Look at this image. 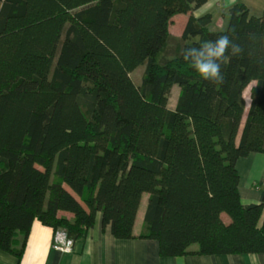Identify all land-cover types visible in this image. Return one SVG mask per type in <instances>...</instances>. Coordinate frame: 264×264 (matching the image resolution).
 Masks as SVG:
<instances>
[{"label":"trees","instance_id":"16d2710c","mask_svg":"<svg viewBox=\"0 0 264 264\" xmlns=\"http://www.w3.org/2000/svg\"><path fill=\"white\" fill-rule=\"evenodd\" d=\"M205 1L0 0V250L20 257L34 220L81 240L100 212L160 256L264 253V196L242 204L235 167L264 153V9L169 33ZM221 35L242 52L214 84L183 53Z\"/></svg>","mask_w":264,"mask_h":264},{"label":"crops","instance_id":"0c3cea01","mask_svg":"<svg viewBox=\"0 0 264 264\" xmlns=\"http://www.w3.org/2000/svg\"><path fill=\"white\" fill-rule=\"evenodd\" d=\"M236 3L245 4L250 15H260L264 9V0H206L198 8L171 18L179 19V23H174L173 35H181L190 16L197 18L204 14L211 16L210 29H224L228 22V10ZM235 167L239 175L238 192L241 203H259L264 196V153H251L241 157L236 161ZM145 205L146 201L144 210ZM138 213L133 227L135 235L142 228V220L136 224ZM143 214L142 210V219ZM54 236L50 227L34 220L21 256L0 250V264H264V253L160 256L155 239L115 238L108 225H101L100 212L96 213L93 226L86 237L73 242L70 251L55 249ZM17 239L20 240V237Z\"/></svg>","mask_w":264,"mask_h":264},{"label":"clouds","instance_id":"9594fccd","mask_svg":"<svg viewBox=\"0 0 264 264\" xmlns=\"http://www.w3.org/2000/svg\"><path fill=\"white\" fill-rule=\"evenodd\" d=\"M241 52V47L234 43L230 36L221 35L215 41L200 42L199 47L186 48L183 58L191 63L202 79L221 84L224 80L222 65L227 63L230 56Z\"/></svg>","mask_w":264,"mask_h":264},{"label":"rangeland","instance_id":"374dc122","mask_svg":"<svg viewBox=\"0 0 264 264\" xmlns=\"http://www.w3.org/2000/svg\"><path fill=\"white\" fill-rule=\"evenodd\" d=\"M179 19L175 18L173 20H171L170 24H169V33L171 35H173V33H175V28H174V23L176 24L179 23L178 21ZM226 27V26H225ZM224 27V28H225ZM174 36V35H173ZM144 70V64L138 66L135 70H133L131 72V78L133 80V82L138 85L141 81V78H142V72ZM178 90V86H173L172 87V93H171V96H170V100H169V107H172L173 104H174V101H175V96H176V91ZM248 91H249V87L246 88L245 92H244V97H245V100H246V104H248L249 102V97H248ZM146 197H147V194L144 193L143 194V197H142V201H141V205L139 207V213H138V217L136 219V224L138 225L141 220H142V210L144 211V204H145V201H146ZM223 219L225 221H228V218L225 214L222 215Z\"/></svg>","mask_w":264,"mask_h":264},{"label":"built area","instance_id":"2783aa9c","mask_svg":"<svg viewBox=\"0 0 264 264\" xmlns=\"http://www.w3.org/2000/svg\"><path fill=\"white\" fill-rule=\"evenodd\" d=\"M71 241L65 238V235L62 232H57L54 236L53 247L61 251H70L71 250Z\"/></svg>","mask_w":264,"mask_h":264}]
</instances>
